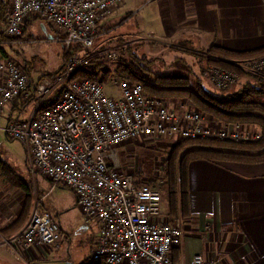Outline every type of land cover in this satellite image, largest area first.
Here are the masks:
<instances>
[{"label":"built area","instance_id":"built-area-1","mask_svg":"<svg viewBox=\"0 0 264 264\" xmlns=\"http://www.w3.org/2000/svg\"><path fill=\"white\" fill-rule=\"evenodd\" d=\"M124 0H9L0 45L23 35L30 15L42 16L63 43L64 63L53 77L31 81L10 58L0 62V114L15 105L1 129L27 150L32 169L51 187L64 185L77 196L85 216L98 223L99 236L84 264H176L173 250L181 245L182 230L163 213L160 187L137 181L119 169V147L128 139H218L254 141L259 133L239 123L207 122L192 108L177 111L146 93L139 82L117 77L119 96L110 95L106 82L72 76L106 49L79 57L72 47L95 49L100 23ZM123 47L108 51L116 59ZM251 72H264V54L234 59ZM210 80L218 89L240 80L224 67L211 66ZM18 103V105H17ZM56 219L37 207L25 225L12 235L0 227V242L9 251L58 245ZM197 254L192 264H203Z\"/></svg>","mask_w":264,"mask_h":264},{"label":"crops","instance_id":"crops-1","mask_svg":"<svg viewBox=\"0 0 264 264\" xmlns=\"http://www.w3.org/2000/svg\"><path fill=\"white\" fill-rule=\"evenodd\" d=\"M120 9L126 13L121 21L133 11L148 9L154 21L152 18V27H148L147 31L153 33V29H158V38L167 42L192 39L199 46L210 48L214 45L234 51L264 47V0H124ZM119 10L100 23L99 36L109 32L112 27L108 21L118 19ZM34 21L40 22L47 34L43 19L30 15L24 24V35ZM117 45L123 47L127 44L120 42ZM30 74L31 81L39 80V77L35 80ZM14 111L15 105L4 108L2 114L6 122ZM242 127L260 132L252 125ZM25 152L27 165L26 148ZM28 171L33 177L38 173L32 168ZM10 173L16 176L13 171ZM7 180L9 182L3 188L0 177L2 230L13 225L25 206L28 207L27 221L33 210L36 207L39 209L40 192L44 197L45 190L53 188L44 175L43 180L34 179V187L24 180L26 188L14 184L16 179L13 182L9 178ZM12 187L15 189L12 190ZM188 189L191 213L181 227L182 240L177 248L176 264H192L197 254L203 255V264H264V161L193 160L188 167ZM75 200L78 202L77 196ZM34 201L37 204L33 206ZM163 206L167 217V204L163 202ZM59 253L58 243L32 249L20 247L16 255L0 242V264H51L50 258L59 257ZM68 263L72 264L71 259Z\"/></svg>","mask_w":264,"mask_h":264},{"label":"rangeland","instance_id":"rangeland-1","mask_svg":"<svg viewBox=\"0 0 264 264\" xmlns=\"http://www.w3.org/2000/svg\"><path fill=\"white\" fill-rule=\"evenodd\" d=\"M4 1L6 2L9 0ZM122 5L119 7L121 8ZM119 7L117 8L118 10L120 9ZM123 12L124 11L120 9L117 13L119 14L118 19L112 18L109 21L107 20L112 28L108 33L97 37L95 44V49L102 46H105L106 49L104 50L105 54L103 58L107 62H105L103 69L99 71L98 79L103 76V70L109 71L106 84L110 95L115 97L119 96L115 80L117 78V64L121 59L119 56L116 59H108L107 53L108 51H112L120 42H124L127 44L126 46L133 44L134 52L139 56L145 54L148 58L156 59L152 67L155 74L187 76L190 78V82L193 86L196 85L195 82L197 78H201L206 88H215L210 79L206 77L212 74V65L207 62L205 57V52L209 47L199 46L196 44L197 41H192V39L187 40L180 38L181 40L178 41H164L158 38V32L156 31L158 29H153L154 32L149 33L147 28L152 27L151 24H153V22L151 19L153 17L150 16L151 14H149L150 11L148 9L133 11L132 15L126 20L121 21L126 15V13ZM122 14L124 15L122 16ZM40 17L43 18L42 16ZM39 23H35L34 21L27 29L26 35L23 33L26 39L15 41L12 44L0 45V62H2L4 58L12 59L15 63L19 64L27 74V70H30L35 80L42 75L61 70L65 56L63 43L51 37V35L53 37L55 36L54 31L44 24L47 31L46 34ZM17 40H19V38ZM26 63L28 67L25 65ZM77 74L78 72H76L72 78L77 77ZM239 81L240 80H238L236 84H238ZM161 100L164 105L177 111H183L187 108L196 110L191 101L186 97L163 98ZM255 100L264 103V96H256ZM201 113L209 117L206 118L208 123L213 124L218 122L215 117L203 112ZM5 123L6 117H4V114H1L0 159L4 163L0 162L2 186L4 188L8 184L6 183L9 182L7 180L8 178H20L27 181V185L34 187V179L43 180V175L38 172L37 175L33 177V175L29 173L28 169L32 168V165L30 162L26 165L24 145L19 140L10 139L6 136L1 129ZM253 127L258 128L255 126ZM181 140L182 139L174 138L154 139L150 137H140L128 139L119 147L118 162L120 171L123 174L132 175L140 182L160 187L165 194V198H167L166 201L163 200V202L167 204V212L169 213V183L165 175V161L172 152L174 146L180 143ZM10 171H13L16 176L12 175ZM48 183L51 187L50 181H48ZM58 186H55L57 187L56 189L53 187L52 190L47 188L45 190L47 193L44 197L43 193L40 192L39 194V198L41 199L39 200L41 202L39 210H47L52 214L61 231V237L58 241L60 244L59 257L53 256L50 258V263L71 264L68 263L69 259H71L72 264H84L85 261L90 258L96 244L95 241L99 236L98 223L96 219L90 220L85 216L79 203L75 200L76 194L71 189L64 185H62V187ZM11 189L13 190L15 187ZM36 199H38V197H36ZM34 204L35 201L33 202V206ZM164 207L165 206H163V208ZM170 217L171 216H168L169 220ZM188 218L189 217H184L179 213L177 219H172L171 222L183 227L182 224H184ZM84 228H87V230Z\"/></svg>","mask_w":264,"mask_h":264},{"label":"trees","instance_id":"trees-1","mask_svg":"<svg viewBox=\"0 0 264 264\" xmlns=\"http://www.w3.org/2000/svg\"><path fill=\"white\" fill-rule=\"evenodd\" d=\"M8 2L0 0V29L6 24L5 15ZM19 39L23 40L26 38L22 35ZM72 49L71 53H76L79 57H83L105 49V46L87 50L81 46H74ZM205 53L206 60L210 65L235 71L240 77L239 83L224 89L216 87L209 89L203 85V79L201 80V78H197L196 85L193 86L190 78L187 76L155 74L152 67L156 59L148 58L145 54L142 56L137 55L134 52L133 44L123 46L121 56L119 55L121 60L117 64V77L141 83L146 93L150 96L160 99L186 97L191 101L196 110L198 109L205 114L215 117L221 123H239L259 128V138L254 141L236 142L229 139L198 138L182 139L180 143L174 146L165 161V175L169 183L168 195L170 205V213L167 212V215L171 216L170 222L172 219H177L179 213L184 217L190 216L188 167L191 161L198 159L243 162L264 161V103L255 100L256 96H264V72H251L246 70L242 65L233 62L234 59L264 54V47L249 51H234L212 45ZM105 62L107 61L100 56L92 59L80 67L77 71V77L106 82L109 74L107 70H103V76L98 79V73L103 69ZM25 65L28 67L27 63ZM27 71L29 77L32 79L31 71ZM60 71L42 75L39 77V80L45 77H53ZM206 77L210 79L209 75ZM0 162L3 163L1 160ZM13 180L12 178L11 181L13 182ZM22 182L23 180L16 178L14 184L26 188V184ZM162 197L166 201L167 198H165L163 191ZM26 203L28 205L29 200ZM26 210L27 208L25 207L13 225L2 230L4 234L21 228L27 219ZM177 248L173 250L175 263V257L178 254Z\"/></svg>","mask_w":264,"mask_h":264}]
</instances>
